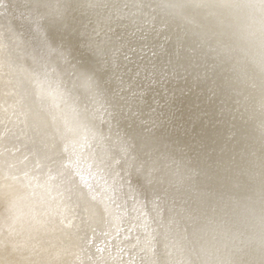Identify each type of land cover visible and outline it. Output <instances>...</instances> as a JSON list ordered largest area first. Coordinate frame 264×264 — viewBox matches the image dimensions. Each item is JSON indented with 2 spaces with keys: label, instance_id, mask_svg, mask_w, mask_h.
Wrapping results in <instances>:
<instances>
[{
  "label": "bare ground",
  "instance_id": "1",
  "mask_svg": "<svg viewBox=\"0 0 264 264\" xmlns=\"http://www.w3.org/2000/svg\"><path fill=\"white\" fill-rule=\"evenodd\" d=\"M263 253L262 0H0V264Z\"/></svg>",
  "mask_w": 264,
  "mask_h": 264
},
{
  "label": "rangeland",
  "instance_id": "2",
  "mask_svg": "<svg viewBox=\"0 0 264 264\" xmlns=\"http://www.w3.org/2000/svg\"><path fill=\"white\" fill-rule=\"evenodd\" d=\"M83 28H81V30H82ZM104 70H106L105 68H104ZM103 73V72H102ZM187 107V106H186ZM263 261H264V253H263ZM233 264V263H232ZM260 264H264L263 262H261Z\"/></svg>",
  "mask_w": 264,
  "mask_h": 264
},
{
  "label": "clouds",
  "instance_id": "3",
  "mask_svg": "<svg viewBox=\"0 0 264 264\" xmlns=\"http://www.w3.org/2000/svg\"><path fill=\"white\" fill-rule=\"evenodd\" d=\"M262 2H264V0H262Z\"/></svg>",
  "mask_w": 264,
  "mask_h": 264
}]
</instances>
